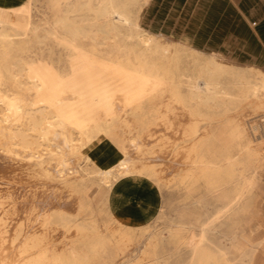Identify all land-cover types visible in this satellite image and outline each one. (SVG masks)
<instances>
[{
  "label": "bare ground",
  "instance_id": "obj_1",
  "mask_svg": "<svg viewBox=\"0 0 264 264\" xmlns=\"http://www.w3.org/2000/svg\"><path fill=\"white\" fill-rule=\"evenodd\" d=\"M24 1L0 0V264H95L110 239L149 230L113 213L108 236L98 225L112 180L129 174L194 200L168 230L188 231L184 264H255L260 242L243 246L239 232L264 173V0H212L221 31L241 21L251 50L219 46L218 28L189 18L193 0H44L52 20L33 24ZM118 37L122 58L95 47ZM48 38L77 55L73 72L53 76L36 52ZM223 223L235 258L209 235ZM158 248L153 237L151 264H167Z\"/></svg>",
  "mask_w": 264,
  "mask_h": 264
},
{
  "label": "rangeland",
  "instance_id": "obj_2",
  "mask_svg": "<svg viewBox=\"0 0 264 264\" xmlns=\"http://www.w3.org/2000/svg\"><path fill=\"white\" fill-rule=\"evenodd\" d=\"M23 5L30 23H37L41 19H46L49 22L52 20V12L49 10L46 1L25 0ZM190 9L193 14L189 15V18L193 19L198 13H201L202 25L219 29L217 31H220L219 35L222 37L217 36L215 38L219 46L222 43H228L234 49L244 50L248 48L249 44L250 50L254 49V43L250 41L251 37L247 34V30L242 28L241 21L235 25L229 24L225 32L221 31L220 28L224 23L222 21L217 22L210 16L216 10L212 0H193ZM151 21L152 17H147L143 22L148 25ZM200 33H206L208 37H213L212 34H214L211 28ZM53 40V38L46 39L45 43L41 45L42 49L36 50V52H42L43 58L52 69L51 73L58 79L59 75L70 74L76 69L77 55L72 56L68 49L55 45ZM80 44L83 48L92 46L88 39H81ZM127 46L128 42L118 37L114 41L108 40L106 45H96L95 47L102 55L122 58ZM143 129L144 125L138 126V133L141 134ZM76 161V169L79 173H89L92 170L89 162L77 157ZM262 181H264V176H262ZM154 185L152 180L137 174H129L112 180L104 197L106 205L103 206L101 212H97L98 209L94 211L102 234L108 236L110 233V228L103 223L107 213L116 214L121 219L135 218L136 216L140 220L149 221L150 227L146 232H136L131 238L118 244L114 238L110 239V242L99 250V255L94 260L95 264H151L153 258L150 255V242L153 237L158 239L159 254L163 255L161 261H166L167 264H184L185 250L179 242L187 235L188 231H180L177 238L173 239L169 236L168 230L172 227L175 228L174 219L178 213L182 209L191 208L194 205V200L185 199L183 192L174 187L158 189ZM96 191L95 185L88 191L95 205H97L95 202ZM105 191V188L100 190L96 196V201L102 198ZM136 199H138V203H136ZM211 210V206L206 205L202 208L203 216H210ZM254 214L250 218V222L245 224L239 232V241L243 246H249L251 240L260 242L259 246L255 248L254 263L264 264V196L256 197ZM82 216L87 217L86 215ZM193 231L197 232L198 228L193 229ZM209 235L213 240L229 247L232 258L237 257L238 253L231 251L233 241L228 234V224L223 223L210 228ZM167 254H171V257L166 259Z\"/></svg>",
  "mask_w": 264,
  "mask_h": 264
},
{
  "label": "crops",
  "instance_id": "obj_3",
  "mask_svg": "<svg viewBox=\"0 0 264 264\" xmlns=\"http://www.w3.org/2000/svg\"><path fill=\"white\" fill-rule=\"evenodd\" d=\"M262 25H261V31H262V38H264V17H262ZM262 176H264V173H262V175L260 176V182H261V189L258 190V196H264V181H262ZM138 199H136V203H138L137 201ZM256 206V203H255ZM255 206L254 209L252 211V213H255Z\"/></svg>",
  "mask_w": 264,
  "mask_h": 264
}]
</instances>
